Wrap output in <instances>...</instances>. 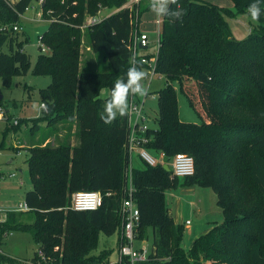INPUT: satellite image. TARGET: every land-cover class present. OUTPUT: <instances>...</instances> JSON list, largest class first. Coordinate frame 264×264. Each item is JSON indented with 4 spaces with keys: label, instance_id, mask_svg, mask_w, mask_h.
<instances>
[{
    "label": "trees",
    "instance_id": "1",
    "mask_svg": "<svg viewBox=\"0 0 264 264\" xmlns=\"http://www.w3.org/2000/svg\"><path fill=\"white\" fill-rule=\"evenodd\" d=\"M32 1L0 0V77L5 84L30 64L12 26L20 23ZM125 2L44 0L42 15L50 24L42 36L49 52H41L35 71L52 76L40 89L45 117L48 122L76 119L80 143L30 148L27 163L33 187L25 194L29 209L9 210L4 220L0 217V244L11 231L22 230L53 264H106L109 259L108 250L99 256L92 251L100 231L111 234L120 226L117 210L131 160L127 119L118 115L111 125L103 123L105 101L99 90L110 93L117 79H126L136 10L141 18L150 8V0L133 8L122 7ZM251 2L235 0L231 11L199 0H179L186 10L182 21L162 18L156 70L166 85L158 91L157 127L148 128L145 147L155 156L165 152L169 163L177 152L192 155L195 173L180 178L173 175L171 164L167 170L164 163L143 160L133 167L139 237H148L151 228L155 264H264V126L259 124H264V11L262 22L244 38L234 35L227 19ZM103 5L117 10L82 30L86 17L97 15ZM84 35L93 52H105L109 72L81 69ZM174 83L201 122L180 118ZM189 184L216 193L223 221L213 222L186 249L185 226L176 224L164 196L169 188ZM78 189L100 191L103 205L95 210L71 208L69 194ZM18 259L24 258L0 252V264H20ZM31 259L38 260L37 250Z\"/></svg>",
    "mask_w": 264,
    "mask_h": 264
},
{
    "label": "rangeland",
    "instance_id": "2",
    "mask_svg": "<svg viewBox=\"0 0 264 264\" xmlns=\"http://www.w3.org/2000/svg\"><path fill=\"white\" fill-rule=\"evenodd\" d=\"M15 1V0H12ZM41 0H33L27 10L21 15L20 24L24 27L18 33V39L21 48L30 57V64L26 69L16 72L8 84H5L0 77V104L3 106L5 113H0V217L6 218V211L19 210L20 202H25L27 190L33 187L32 178L27 163L30 152L27 149L35 145L55 148L59 145L67 144L71 147L78 146L80 138L76 134L79 130L76 119L73 122L66 118L53 119L48 122L45 111L41 107L40 89L47 87L52 82V76L48 73H36L35 66L39 55L41 54V43L39 36L43 35L49 28V20L42 17L39 7ZM207 4H214L221 9L234 11L236 8L235 0H199ZM243 7L239 14L227 13L228 22L233 29L236 37L244 38L250 34L254 28L262 22V17L258 22L251 20ZM112 8L100 7L97 17L102 19L110 14ZM158 17L146 9L141 14V31L148 35L150 48L148 52L154 54L158 50ZM164 18V17H161ZM83 47L81 50L80 67L82 70L109 72L111 66L106 58L105 52H93L86 35L83 36ZM6 49V48H4ZM148 79L143 81L147 83ZM166 85L165 78L156 73L152 78L149 86L150 94L145 99L144 111L147 115L146 123L152 128L157 127L155 120L159 105L158 91ZM177 90L179 116L185 121L201 122V117L196 110L189 104L187 97L174 83ZM109 96L108 89H103L102 100ZM139 97V96H138ZM143 99V97H140ZM14 119L21 121L20 125L14 126ZM34 119L38 120L37 122ZM34 124L36 128L31 129ZM260 126L261 123H259ZM7 132V133H6ZM16 134V136H14ZM27 137V138H26ZM20 139L16 143L17 139ZM16 143V144H15ZM26 147V148H25ZM19 149L20 152H17ZM142 160L136 153L132 154V166H141ZM167 164L170 163L167 162ZM15 173V175H11ZM23 180V184H20ZM181 186L169 188L165 191V204L169 208L171 215L176 213V224L183 222L188 225L185 228L183 246L188 249L192 245L193 233L191 230L196 229L198 225L206 224L208 227L212 221L218 223L223 221V212L217 204V195L209 187H197L195 191L181 193ZM83 190V189H78ZM70 198L72 193L69 194ZM70 206V205H69ZM118 213V211H117ZM31 217V215H28ZM175 218V217H174ZM213 219V220H212ZM148 237H145V243L150 250L153 249V237L151 228L147 229ZM140 243V241L138 242ZM3 252L11 256L30 259L34 257L38 248L32 235L27 231L13 230L4 238L0 244ZM119 249V228L111 234L100 231L98 236L97 247L92 251L93 255H100L104 250L109 251V258L117 261Z\"/></svg>",
    "mask_w": 264,
    "mask_h": 264
},
{
    "label": "built area",
    "instance_id": "3",
    "mask_svg": "<svg viewBox=\"0 0 264 264\" xmlns=\"http://www.w3.org/2000/svg\"><path fill=\"white\" fill-rule=\"evenodd\" d=\"M142 0H126L122 7L133 8L135 4H138ZM100 12V11H99ZM98 12V13H99ZM39 14L43 17L42 12ZM98 15V14H97ZM97 15H88L81 25L82 30L88 28L90 24L99 23L102 19H99ZM158 24V50L156 53L151 54L148 52L150 43L146 32L140 30V18L139 11L136 10V16L134 18V30L133 38L130 46L131 58H135L138 65L146 72L148 79L145 86L149 89L152 78L157 73V59L158 51L160 47V28L162 19L160 17L156 20ZM14 31H22L23 28L20 23H15L12 26ZM39 42L41 43V51L49 52V46L44 43L43 36H39ZM150 94V91L148 92ZM130 97V109L125 116L129 127V140L128 148L130 152V164L126 171L127 182L124 188V195L118 208V215L120 217L119 226V258L117 261H112L110 258L106 264H155L152 258V250L145 243V239L139 237L140 226V210L136 205L133 197L134 184H133V166H132V154L137 153L141 160L147 162L150 165H156L158 163H167L165 161L166 154L161 151L158 156H155L145 147V144L149 141L147 136L149 124L146 123L147 115L144 111L145 99L148 96ZM43 110H47L45 102L41 103ZM0 113H5L2 105H0ZM18 119H14V124H17ZM173 175L184 178L195 173V160L194 157L185 152H177L174 154L170 161ZM11 175H15L12 173ZM107 192V195H110ZM103 194L98 190H79L72 193L70 207L75 210H95L103 205ZM28 206L25 203H20L19 210H28ZM4 220V219H1ZM140 241V243H138ZM58 250V246L55 247ZM0 248V252H1ZM38 260L36 262L32 259H18L20 264H53V258L45 254L42 249H37Z\"/></svg>",
    "mask_w": 264,
    "mask_h": 264
},
{
    "label": "clouds",
    "instance_id": "4",
    "mask_svg": "<svg viewBox=\"0 0 264 264\" xmlns=\"http://www.w3.org/2000/svg\"><path fill=\"white\" fill-rule=\"evenodd\" d=\"M264 0H252L248 5L246 12L251 20L258 22L262 11L261 4ZM176 5L173 9L170 6ZM150 9L157 17H169L173 23L182 21L186 15V10L180 5L179 0H150ZM130 67L126 73V79H117L110 90L108 98L103 105V111L100 119L106 125H111L119 115L124 117L130 109V97H144L148 94L149 89L143 81L146 80V72L135 58H131ZM103 95V90H99Z\"/></svg>",
    "mask_w": 264,
    "mask_h": 264
},
{
    "label": "crops",
    "instance_id": "5",
    "mask_svg": "<svg viewBox=\"0 0 264 264\" xmlns=\"http://www.w3.org/2000/svg\"><path fill=\"white\" fill-rule=\"evenodd\" d=\"M42 1L43 0H41L40 2H39V7H40V12H42ZM105 8H107V7H105ZM117 9H112V11L110 12V14H112V13H114L115 11H116ZM100 11V10H99ZM109 15V14H108ZM104 18V17H103ZM102 18V19H103ZM161 18V17H160ZM162 19V18H161ZM157 20V19H156ZM50 22V21H49ZM157 23V22H156ZM22 26V25H21ZM140 26H141V21H140ZM22 28H24L23 26H22ZM141 28V27H140ZM232 31H233V29H232ZM145 32V31H144ZM234 33V32H233ZM235 35V34H234ZM237 38H240V37H237ZM38 126H39V124H38ZM31 127V129H33V128H36L35 126H33V124L30 126ZM151 127V126H150ZM14 136H16V134L14 135ZM27 138V137H26ZM20 141V139L18 138L17 139V141H16V143L17 142H19ZM15 143V144H16ZM26 148V147H25ZM27 149L29 150V152H30V148L29 147H27ZM17 152H20L19 151V149L17 150ZM137 154V153H136ZM137 156H138V154H137ZM142 165V164H141ZM12 174V173H11ZM20 182V184L22 185L24 182H23V180H20L19 181ZM197 187H203V186H200V185H197V184H189V185H183V186H181L180 188H181V193H187V192H192V191H195L196 190V188ZM204 188H207V187H204ZM198 189V188H197ZM20 203H25V202H20ZM218 204V203H217ZM20 205V204H19ZM220 207V206H219ZM175 216V218H174V220L176 219V213L174 214ZM213 220V219H212ZM213 222H217V221H212V222H210L209 223V225H208V227H205V225L204 224H201V225H198L197 227H196V229H194V230H191L192 231V233H193V239H192V242H194V240L197 238V237H199V236H201V235H203V234H205V233H207L210 229H211V227H212V225L214 224ZM179 224H183V222H181V223H179ZM184 226H185V228L187 229V227H188V225H185L184 224ZM193 244V243H192ZM192 246V245H191ZM16 257V256H15ZM19 258H21V257H19ZM24 259H27V258H24Z\"/></svg>",
    "mask_w": 264,
    "mask_h": 264
},
{
    "label": "water",
    "instance_id": "6",
    "mask_svg": "<svg viewBox=\"0 0 264 264\" xmlns=\"http://www.w3.org/2000/svg\"><path fill=\"white\" fill-rule=\"evenodd\" d=\"M42 6H44V0L42 1ZM1 98V97H0ZM164 168L170 170V166L167 163H164Z\"/></svg>",
    "mask_w": 264,
    "mask_h": 264
}]
</instances>
